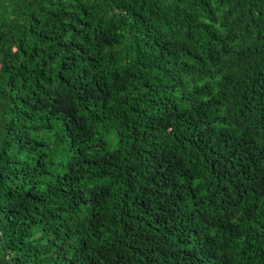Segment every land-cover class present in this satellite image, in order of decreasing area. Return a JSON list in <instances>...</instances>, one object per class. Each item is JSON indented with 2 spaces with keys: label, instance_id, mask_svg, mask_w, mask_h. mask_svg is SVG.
Here are the masks:
<instances>
[{
  "label": "trees",
  "instance_id": "obj_1",
  "mask_svg": "<svg viewBox=\"0 0 264 264\" xmlns=\"http://www.w3.org/2000/svg\"><path fill=\"white\" fill-rule=\"evenodd\" d=\"M0 264H264V0H0Z\"/></svg>",
  "mask_w": 264,
  "mask_h": 264
}]
</instances>
